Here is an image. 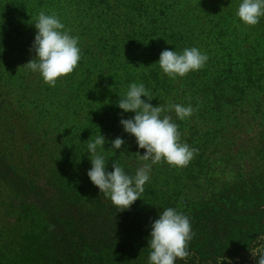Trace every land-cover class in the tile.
<instances>
[{
  "label": "trees",
  "instance_id": "16d2710c",
  "mask_svg": "<svg viewBox=\"0 0 264 264\" xmlns=\"http://www.w3.org/2000/svg\"><path fill=\"white\" fill-rule=\"evenodd\" d=\"M174 2L137 0L138 4L134 5L139 11L138 16L134 15L137 32L150 35L155 24L151 17L154 16L156 25L160 26L158 23L162 21L168 24L170 8L178 7ZM238 2L233 0L232 10L223 11L216 17L209 15L207 5L202 6L199 11L205 16L202 19L205 27L195 39L204 35L207 39L204 47L217 54V48L210 42L216 41L218 31H222L226 38L220 48L232 52L237 60L234 63L238 67L237 73L244 80L242 67L238 64L246 60L244 46L255 47L252 37H258L259 28L264 29V16L250 28L253 33L248 34L246 24L236 15ZM55 9L65 11L60 5ZM66 13L67 18L55 14L64 24V31L79 38L81 59L74 72L59 78L52 87L44 82L39 72L25 67L10 68L23 76L24 92L15 109L0 110V181L7 199V216L1 222V233L7 239H17L18 264H104L105 258L125 252L122 242L127 240L128 248L136 252L139 249L136 243L148 240L149 236L144 231L135 233L137 214L125 219L114 205H106V196L90 184L88 169L83 166L72 170L73 164H66L71 156L74 159L91 158L87 143L98 134L93 132L94 127L84 112L93 109L100 113L123 112L118 107L120 96L128 91L130 84L136 83L139 73L136 64L149 56L145 47L140 48L136 43L122 46L123 39L118 35L117 23L112 16L90 9L79 12L70 9ZM144 19L148 21V30L140 29ZM221 28L224 30H219ZM149 41L151 39L146 46ZM33 42L28 45L32 46ZM34 57V53L25 54L24 64ZM226 58L219 60L225 67L230 66L231 60L229 56ZM218 67V61L211 66L206 64L199 71L202 79L197 87L211 86L210 78H215ZM47 100L52 106L56 105L53 116L42 111ZM230 103L226 101V117L221 119L225 124L222 125L220 160L237 168L236 177L242 178L241 184L264 179L262 159L256 151L257 141L235 110L229 111ZM205 107L211 110L210 104ZM212 108L219 107L214 105ZM63 131H67L65 135ZM133 149L128 141L118 150L107 142L103 149L98 147L97 152H105L107 171L114 170L112 164L115 161L126 174L134 176L143 161ZM236 184L224 185L219 192L226 195L232 188H237ZM147 188L148 183L144 185V191ZM211 213L213 216L208 225L192 227L194 236L188 243L190 255L185 260L177 259L175 264H217L222 256L231 259L232 264H255L249 248L264 232L256 233L246 244L230 241L229 227H219L223 221L219 222L214 212ZM129 219L131 224L127 225ZM228 259L222 264H228Z\"/></svg>",
  "mask_w": 264,
  "mask_h": 264
},
{
  "label": "rangeland",
  "instance_id": "374dc122",
  "mask_svg": "<svg viewBox=\"0 0 264 264\" xmlns=\"http://www.w3.org/2000/svg\"><path fill=\"white\" fill-rule=\"evenodd\" d=\"M172 2L175 4L177 2L178 7L174 5L176 9L170 8L168 24L162 21L158 26L157 18L151 17L155 24L152 26V33L148 35L141 34V31L137 32L138 23L134 16L139 14L134 8V5L138 4L137 0H0V110L15 109L23 96V76L17 70L11 71L10 68L24 67L25 54L33 53L30 51L32 46L28 43L35 39L37 30L34 23L40 11L43 10L49 15L56 13L67 18L69 15L66 11L69 12L70 9L75 12L90 9L101 12L104 16H112L117 23L118 35L123 39L122 46H134L136 43L140 48L145 47L144 51L149 56L148 59H142L136 64V72H139L136 75V83L145 85L152 97L153 106H162L166 109L162 113V118L164 115H170L172 121L178 125L180 142L198 149V153L186 167H173L164 161L152 165L150 179L146 182L148 188L140 194V199L135 201L129 210H124L128 213L114 205L115 208L125 219L137 214L135 233L137 235L138 231L149 233L148 239L151 222L158 219L159 213L166 208H174L188 216L191 227L208 225L213 211L216 219L224 223L219 227H229L232 232L229 234L230 241L246 244L256 233L264 232V179L241 184L242 178L236 177L237 168L220 160L222 157L220 140L224 135L222 125L225 124L221 119L226 117L227 111L224 109L226 101H231L229 111L235 110L257 141L256 151L262 159L261 169L264 170V29L259 28L258 37H252L254 48L251 45L244 46L247 57L244 62L238 64L243 70L242 80L237 73L238 67L234 64L237 60L232 52L228 50L224 52L226 49L220 48L226 38L222 31H218L217 40L213 43L208 39L213 44L212 47L217 48V54L204 47V42L207 41L204 35L195 39L205 27L203 23L205 16L203 11H199L201 7L207 5L209 15L216 17L223 11H231L233 0H168V3ZM240 3L242 0H239L237 7ZM59 5L65 8V11L56 10ZM147 23L148 21L144 19L140 29L148 30ZM252 27L246 25L245 30L248 34L253 33L250 30ZM222 28L219 30H224ZM149 39L150 44L146 46ZM118 46L121 48V45ZM191 47H196L201 53L207 54L209 59L206 64L209 66L218 61L219 67L215 70L217 74H214L215 78L213 76L210 78L211 86L197 87L202 79L199 76L201 69L173 79L160 68L158 61L163 50L182 53L185 48ZM228 56L231 58L230 66L225 67L219 60L221 57L226 60ZM141 99L148 101L146 96H142ZM174 104L183 106L191 104L194 112L190 117L181 120L176 116L174 108L167 110L169 105ZM206 104H210V111L205 107ZM214 105L219 108L214 110L212 108ZM53 106L47 100L43 103L42 111L48 116H53L56 112ZM121 114L124 119L135 115L133 112L114 110L107 113H100L96 109L84 112L86 119L92 123L91 127H94L93 132L103 135L105 143L111 144L116 137H120L132 145L135 154L139 152L144 155L146 149H140L136 138L124 131L120 123ZM53 126L52 124L51 129ZM66 132L63 131L62 134L65 135ZM101 154L106 158L105 152ZM223 157L226 156L223 154ZM70 163L73 164L72 170L83 166L89 170L92 167L91 159L87 158L74 159L71 156L66 164ZM144 163L146 162L143 161L140 166ZM107 164L106 162V171ZM230 183H237V188H232V192L221 195L220 187ZM90 184L93 185L91 180ZM1 185L0 181V264H18L17 239H7V236L1 233L3 229L1 222L7 216V199ZM104 202L108 207L113 205L108 197L104 198ZM126 224H131V220H127ZM140 237L138 240H141ZM128 243L127 240L121 243L125 251L123 254L105 258L104 264H149L151 250L148 240L138 241L136 247L139 249L136 252L128 248L130 247Z\"/></svg>",
  "mask_w": 264,
  "mask_h": 264
},
{
  "label": "clouds",
  "instance_id": "9594fccd",
  "mask_svg": "<svg viewBox=\"0 0 264 264\" xmlns=\"http://www.w3.org/2000/svg\"><path fill=\"white\" fill-rule=\"evenodd\" d=\"M236 15L246 25H257L264 16V0H242ZM34 26L37 32L30 51L35 57L24 67L32 72H39L46 84L55 87L59 78L73 73L78 66L81 59L79 38L64 31L65 26L55 13L49 15L40 11ZM208 59L207 54L201 53L196 47L185 48L182 53L165 49L160 54L158 64L165 74L175 79L202 69ZM142 96L148 97V101L142 100ZM151 100L143 83H132L118 101V107L124 112L135 113L134 117L128 119H124L121 114L120 123L124 131L136 138L140 149H146L144 155L136 153L146 163L137 169L134 176L126 174L115 161L112 164L114 170L106 171L105 157L97 152L98 147L103 149L105 146L106 139L103 135L90 138L87 143L92 164L87 175L121 211L129 210L140 199L144 185L150 179L152 165L164 161L173 167H186L198 153V149L180 142L178 125L170 115L162 118L166 109L153 106ZM173 108L181 120L194 112L191 104L169 105L167 110ZM124 144L122 138L116 137L112 141V148L118 150ZM148 161L151 163H147ZM150 227L149 264H175L177 259H187L190 255L188 243L194 236L188 216L174 208H166L159 213L158 219L151 222ZM249 251L255 264H264V234L256 237L255 245ZM225 259L228 258L220 257L217 264H222ZM228 264H232L231 259H228Z\"/></svg>",
  "mask_w": 264,
  "mask_h": 264
}]
</instances>
